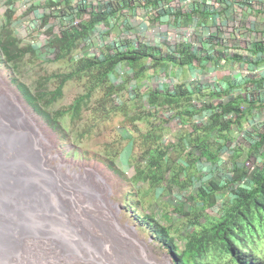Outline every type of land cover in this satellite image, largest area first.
Segmentation results:
<instances>
[{"label": "trees", "instance_id": "trees-1", "mask_svg": "<svg viewBox=\"0 0 264 264\" xmlns=\"http://www.w3.org/2000/svg\"><path fill=\"white\" fill-rule=\"evenodd\" d=\"M7 16V25L0 29V61L12 82L62 141L128 182L129 190L122 194L126 210L151 228L175 264H264V130L255 131L248 146L247 155L256 161L254 170L247 174L235 159L244 124L255 123L264 107V75L241 77L234 84L228 81L225 88L201 78L193 84L174 80L158 87L163 65L183 68L213 60L208 48L193 50L182 43L163 52L156 45L128 38L102 37L99 54L77 57L94 46L100 22L107 25L113 17L98 12L81 15L78 26L61 31L48 44L54 57L47 59L33 46L20 43L8 26L11 14ZM162 16L155 19L164 22ZM175 16L179 18L178 13ZM111 30L102 35H110ZM262 61L264 42H258L246 65ZM48 62L57 66L43 68L42 63ZM70 83L76 91L66 103ZM234 88L237 93L223 100ZM185 122L189 127L179 133L175 144L164 138ZM226 151L232 153V162L222 173ZM199 167L204 183L197 186L195 197L204 201L206 209L215 207L218 192L229 190L232 199L212 217L195 216L183 224L181 247L171 235V224L159 223L149 212L154 206L151 192L167 175L178 178L181 171ZM164 216L169 219L168 212Z\"/></svg>", "mask_w": 264, "mask_h": 264}, {"label": "bare ground", "instance_id": "bare-ground-1", "mask_svg": "<svg viewBox=\"0 0 264 264\" xmlns=\"http://www.w3.org/2000/svg\"><path fill=\"white\" fill-rule=\"evenodd\" d=\"M34 118L0 85V264H169L118 223L97 173L56 161Z\"/></svg>", "mask_w": 264, "mask_h": 264}, {"label": "built area", "instance_id": "built-area-1", "mask_svg": "<svg viewBox=\"0 0 264 264\" xmlns=\"http://www.w3.org/2000/svg\"><path fill=\"white\" fill-rule=\"evenodd\" d=\"M98 12L113 17L107 25L103 22L99 24L101 33L95 34L96 54H99L102 46V37L112 40L109 36L117 24L116 17L131 14L153 19L163 14V23L167 26L162 28L157 23L159 20H156L153 26H145L153 36L150 40L144 39L141 33L139 37L135 34L119 36L118 40L128 38L135 43L156 45L163 52H167L170 46L182 43L193 50L206 44L213 60L227 58L246 64L254 44L264 42V0H0V15L7 22V15L11 14L10 25H14V34L20 43L33 46L47 59L54 57V51L50 50L48 44L61 31L78 26L81 15ZM177 13L179 18L175 16ZM109 28H112L110 35L103 36L102 33H106ZM162 29H167L165 35ZM163 37L168 38L169 42L161 43ZM83 53L86 52H79L76 56ZM238 72L242 77L264 75V61L257 66L246 65ZM197 80L198 76H194L190 82ZM167 83L170 81L161 78L157 85L162 87ZM255 166L253 157L246 159L243 164L247 174Z\"/></svg>", "mask_w": 264, "mask_h": 264}, {"label": "rangeland", "instance_id": "rangeland-1", "mask_svg": "<svg viewBox=\"0 0 264 264\" xmlns=\"http://www.w3.org/2000/svg\"><path fill=\"white\" fill-rule=\"evenodd\" d=\"M117 18V24L115 25L112 35L109 36L114 41H118L119 36H132L135 34L137 37L142 34L144 39L150 40L153 38L151 33L145 29V26H153L156 23V19L148 18L145 15H119ZM16 22V21H15ZM158 24L165 28L166 23L157 21ZM7 22L4 16L0 15V29L5 27ZM13 31L14 25H8ZM167 30V29H166ZM166 30L162 29V34H166ZM133 32V33H132ZM16 34V32L14 31ZM165 37V36H164ZM160 41L165 44L169 42L168 38H164ZM96 46H88L86 53H94ZM206 47V44L204 45ZM223 59V58H221ZM43 68L48 70L54 69L57 66V62L42 63ZM246 66L245 63L233 62L227 58H224L220 63H216L213 60H207L201 63H195L190 67H178L163 65L160 73V79L162 77L173 82L174 80L190 82L191 78L198 76L203 82L209 85H214L216 88H225L228 84L237 83L242 76H239L238 70ZM167 71V75L166 74ZM152 71H150L151 73ZM238 78V79H232ZM234 80V81H232ZM211 82V84H210ZM0 85L5 89H10L18 100L24 105V107L32 114V117L37 122L38 126L44 133V135L50 141L52 151L58 155L56 161H62L66 165H69L72 169L85 170L90 169L97 173L103 180L102 189L104 190V197L114 207L117 221L125 229H127L135 241L139 242L146 250L149 257L157 261H165L169 264H175L174 259L169 254L167 248L163 247L158 240H156L151 232V228L142 224L138 218L133 215V212L126 210L123 201L122 194L129 190L128 182L120 175L114 173L107 166L94 159H86L80 156L79 151L75 147L67 142L62 141L59 138L58 133L49 126L45 119L38 115L26 102L22 93L17 86L12 82L9 71L2 66L0 61ZM76 88L73 87V83H70L65 90L64 102H69L75 93ZM237 93V89L234 88L229 95L223 96V100H227L229 96ZM255 123L244 124V134L238 139L237 148H240V154L235 155L236 162L239 166H243L244 161L250 158L247 154L250 152L249 144L253 141L255 131L264 130V107H261L258 115L255 117ZM187 122L178 125L168 131L164 135V138L171 143H176L180 132L188 129ZM239 134V133H238ZM232 162V153L226 151L222 160V173L229 169V162ZM201 169H188L186 172L181 171L178 178L175 176L167 175L166 179L159 185H157L153 192H151L154 200V206L149 209L155 220L163 225L171 224V235L176 238L177 245H183V240L180 239L183 230V224L193 220L195 216L212 217L215 212L223 210L228 207L230 200L232 199V193L229 190H224L217 193L216 203L217 206L209 209L204 207V201L195 197V191L197 186H201L204 183L201 178ZM225 182L222 180V183ZM145 187V186H143ZM231 190V189H230ZM118 210V211H117ZM187 212L188 214L182 215L181 212ZM164 212H168L169 219H166ZM174 220V221H172ZM179 230L176 231L175 229ZM58 264H67L61 262ZM71 264H88L84 260H76Z\"/></svg>", "mask_w": 264, "mask_h": 264}, {"label": "clouds", "instance_id": "clouds-1", "mask_svg": "<svg viewBox=\"0 0 264 264\" xmlns=\"http://www.w3.org/2000/svg\"><path fill=\"white\" fill-rule=\"evenodd\" d=\"M162 78H164V77H162ZM160 79V78H159ZM159 79H158V81H159ZM200 78H198V80H199ZM157 81V82H158ZM188 83H192V82H188ZM167 84H172V82L170 81V83H167ZM193 84V83H192ZM159 87V86H158ZM215 206H217V203H216V205Z\"/></svg>", "mask_w": 264, "mask_h": 264}]
</instances>
